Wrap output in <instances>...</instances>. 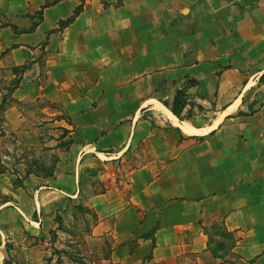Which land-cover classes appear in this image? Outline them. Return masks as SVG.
<instances>
[{
    "label": "crops",
    "instance_id": "obj_1",
    "mask_svg": "<svg viewBox=\"0 0 264 264\" xmlns=\"http://www.w3.org/2000/svg\"><path fill=\"white\" fill-rule=\"evenodd\" d=\"M0 35L1 127L34 137L38 102L69 141L1 203L0 264L67 256L80 205L71 264H264V0H0Z\"/></svg>",
    "mask_w": 264,
    "mask_h": 264
},
{
    "label": "rangeland",
    "instance_id": "obj_2",
    "mask_svg": "<svg viewBox=\"0 0 264 264\" xmlns=\"http://www.w3.org/2000/svg\"><path fill=\"white\" fill-rule=\"evenodd\" d=\"M4 49L5 47H1L0 35V99L4 97L5 101L0 106V205L6 199L13 198L19 191H33L44 184L57 160L55 150L58 147H65L69 142L67 132L55 126V122L45 124L47 121H41L40 112L43 105L38 102L23 105L25 106L24 111L31 114V119H26L23 124H32L33 127H37L38 132L34 134L35 138L30 137L21 141L16 132L7 127L6 129L1 127L5 121L3 112L14 104L17 106L15 100L10 97L15 85L14 80L10 79L9 71L1 70L7 53ZM32 116L35 118L33 119ZM95 219L93 212L86 206L80 205L79 208L73 210L72 216L67 221L70 227L66 230L71 239L77 238L82 241L79 240L77 244L69 243L67 256L57 252L54 264H65L67 261L71 264V259L73 260L77 254L86 252L87 246L84 238L89 233L90 226ZM215 230L223 236L219 226ZM217 242H225L228 245L226 248L229 249L230 243L225 238ZM227 251L230 252V249ZM11 259L7 264H13ZM79 264H84V262Z\"/></svg>",
    "mask_w": 264,
    "mask_h": 264
},
{
    "label": "trees",
    "instance_id": "obj_3",
    "mask_svg": "<svg viewBox=\"0 0 264 264\" xmlns=\"http://www.w3.org/2000/svg\"><path fill=\"white\" fill-rule=\"evenodd\" d=\"M80 9H78V10H76V12H78ZM75 12V13H76ZM24 68L25 67H22V68H17V69H15L16 71H21V70H24ZM16 87V85L14 86V88ZM184 95H185V92H184V89L182 90H178V92H177V95H176V99H177V103L179 102V100L181 99V98H183L184 97ZM173 109L175 110V111H178V108L176 107V105L173 107ZM216 228L219 226L220 227V233L222 234V235H224L225 236V239L230 243V246H229V249H232L233 247H234V245H235V243H236V239H235V236H234V233H232V232H229L226 228H225V226L223 225V223H216L215 225H214ZM226 246H228L225 242H217L216 244H215V246L213 247V253H216L217 254V251L218 250H221V251H227V250H229V249H227L226 248ZM227 253H229L228 251H227Z\"/></svg>",
    "mask_w": 264,
    "mask_h": 264
}]
</instances>
